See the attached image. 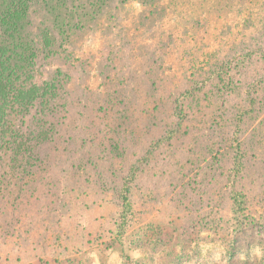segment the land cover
I'll use <instances>...</instances> for the list:
<instances>
[{
  "label": "rangeland",
  "instance_id": "rangeland-1",
  "mask_svg": "<svg viewBox=\"0 0 264 264\" xmlns=\"http://www.w3.org/2000/svg\"><path fill=\"white\" fill-rule=\"evenodd\" d=\"M71 17L35 0L25 21L36 79L59 92L23 124L36 147L22 197L0 196V264H264V0H100L81 29Z\"/></svg>",
  "mask_w": 264,
  "mask_h": 264
},
{
  "label": "trees",
  "instance_id": "trees-1",
  "mask_svg": "<svg viewBox=\"0 0 264 264\" xmlns=\"http://www.w3.org/2000/svg\"><path fill=\"white\" fill-rule=\"evenodd\" d=\"M99 1L57 0V8L64 7L66 13L72 15L67 25L70 23L75 29H81L83 26L75 25V22H79L80 19V17L76 18L77 12H85L88 7L94 8ZM34 4L35 0H0V196L16 195L17 199L22 197V181L27 166H25V155L34 151L36 147L24 131L23 124L33 110L35 111L33 116L40 117L45 113L50 104L56 103L59 92V82L56 78L46 79V81L36 79L34 68L39 56L38 48L31 34L26 33L27 24H25V21L31 23L28 12ZM44 8L50 12L55 7L53 3L44 1ZM58 20L59 16L55 14L51 27L44 25L41 30L39 29L37 37L40 38L45 50H51V47L55 45L54 32L61 33L63 29L62 23ZM48 55L49 53H46L45 56ZM56 70L57 74L60 73V69ZM194 91L196 87L186 90L185 94L189 95ZM174 112L179 116L177 127L181 126L185 114L180 110L179 104L176 105ZM177 127L170 129L163 139L166 141L173 139L178 132ZM37 128L41 129V124ZM39 134V132L35 135L31 134L36 143L39 142ZM161 141L162 139L158 143ZM242 169V153L238 151L233 166L234 176L238 175ZM140 170L139 162L133 164L128 176L124 179L121 197L122 205L127 209L131 205L128 197L129 188ZM13 180L16 183H12ZM233 198L237 207L240 208L244 203V195L235 191ZM126 218V212L122 213L121 226L126 224Z\"/></svg>",
  "mask_w": 264,
  "mask_h": 264
}]
</instances>
